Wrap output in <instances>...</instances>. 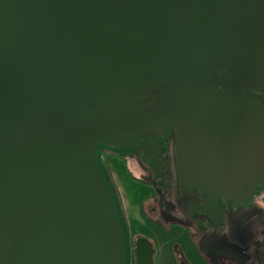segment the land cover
I'll return each instance as SVG.
<instances>
[{
  "label": "water",
  "instance_id": "obj_1",
  "mask_svg": "<svg viewBox=\"0 0 264 264\" xmlns=\"http://www.w3.org/2000/svg\"><path fill=\"white\" fill-rule=\"evenodd\" d=\"M257 92L264 0H0V264H125L99 146L173 131L179 188L242 203L264 174Z\"/></svg>",
  "mask_w": 264,
  "mask_h": 264
},
{
  "label": "flooded vegetation",
  "instance_id": "obj_2",
  "mask_svg": "<svg viewBox=\"0 0 264 264\" xmlns=\"http://www.w3.org/2000/svg\"><path fill=\"white\" fill-rule=\"evenodd\" d=\"M256 96L264 102V97ZM262 140L264 141V136ZM111 151L116 152L118 156L115 158L118 161L124 162V168H122L124 174L149 188L150 196L145 198L140 206L145 205V211L156 221L159 220L165 225L181 226L192 232V236L198 240V243L196 240L193 242L203 258L215 261L219 257L220 260L224 258L223 261L228 260L230 264H233V250L238 249L234 254L237 264H258L254 260L248 261L251 259L248 253L255 252L259 258L261 241L256 239L253 224L255 220H249L247 217L256 200L255 197L264 192V174L260 179L262 184L255 185L251 194L242 203H237L234 207L230 201L226 205L219 201V209L216 211L212 204L205 206V194H200L197 190L190 192L179 188L173 131L165 134L157 132L155 138L151 139L146 146L140 143L135 151L124 149ZM125 226L124 238L128 233L126 223ZM236 245L238 247H234ZM241 245L244 247L239 248ZM128 250L129 247H126L125 257Z\"/></svg>",
  "mask_w": 264,
  "mask_h": 264
},
{
  "label": "rangeland",
  "instance_id": "obj_3",
  "mask_svg": "<svg viewBox=\"0 0 264 264\" xmlns=\"http://www.w3.org/2000/svg\"><path fill=\"white\" fill-rule=\"evenodd\" d=\"M110 150L112 149H107V147L98 148L97 163L102 162L105 172H107L106 174L109 177L115 200L119 209H121V214L120 212L117 213L120 222L124 221L122 224L123 229L125 223L127 225L126 231L128 233L125 235V242L129 250L124 263L137 264L133 246L134 241L141 238L151 242L153 249L151 264H209L197 251L193 240H196L197 243L198 240L195 239V236H192V232L190 233V231L183 229L181 226L165 225L159 220L156 221L154 217L151 218L145 211V205L140 206L145 198H149V188L124 174L122 170L124 162L118 161L115 158V156H118L116 152H110ZM127 162L131 164L130 161ZM255 198L256 200H254L247 218L255 220L253 224L255 225L256 239L259 242L261 241L259 245L260 256L257 258L255 252H252V254L248 253L251 257L249 259L250 257L248 256V261L254 260L255 263L264 264V241L262 243V240H264V211L257 207L259 202H264V192ZM121 216H123V221H121ZM244 246L241 245L239 248H243ZM237 250H233V253L235 254ZM234 254H232L234 258L233 264H237L238 261L235 259ZM223 259L220 260L218 257L217 260L212 261V264H230L228 260L226 262Z\"/></svg>",
  "mask_w": 264,
  "mask_h": 264
},
{
  "label": "trees",
  "instance_id": "obj_4",
  "mask_svg": "<svg viewBox=\"0 0 264 264\" xmlns=\"http://www.w3.org/2000/svg\"><path fill=\"white\" fill-rule=\"evenodd\" d=\"M99 148H103V147L100 146ZM97 166L99 167V169H100V171H101V173H102V175H103V177H104L106 183L108 184V187H109V190H110V192H111V195L113 196V200H114V204H115L116 210H117V212L119 213V212L121 211V209H119V207H118V205H117V201L115 200L114 192L112 191L113 188H112V186H110L109 177H108L107 174H106L107 172H105V168L103 167L102 162L97 163ZM115 194H117V193H115ZM120 214H121V212H120ZM208 260H209V262L212 264V260H211V259H208ZM125 264H126V263H125Z\"/></svg>",
  "mask_w": 264,
  "mask_h": 264
},
{
  "label": "clouds",
  "instance_id": "obj_5",
  "mask_svg": "<svg viewBox=\"0 0 264 264\" xmlns=\"http://www.w3.org/2000/svg\"><path fill=\"white\" fill-rule=\"evenodd\" d=\"M261 93L257 92L256 95H260ZM257 207L260 208L262 211H264V202H259L257 204Z\"/></svg>",
  "mask_w": 264,
  "mask_h": 264
},
{
  "label": "crops",
  "instance_id": "obj_6",
  "mask_svg": "<svg viewBox=\"0 0 264 264\" xmlns=\"http://www.w3.org/2000/svg\"><path fill=\"white\" fill-rule=\"evenodd\" d=\"M209 264H210V262H209V260H208V258H204Z\"/></svg>",
  "mask_w": 264,
  "mask_h": 264
}]
</instances>
